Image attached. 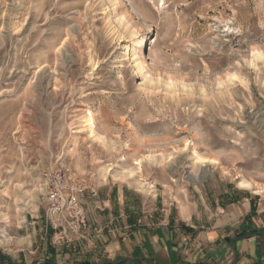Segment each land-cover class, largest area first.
<instances>
[{
  "label": "rangeland",
  "instance_id": "rangeland-1",
  "mask_svg": "<svg viewBox=\"0 0 264 264\" xmlns=\"http://www.w3.org/2000/svg\"><path fill=\"white\" fill-rule=\"evenodd\" d=\"M54 167L84 208L131 193L204 226L236 194L257 209L236 178L264 187V0H0V264L54 251Z\"/></svg>",
  "mask_w": 264,
  "mask_h": 264
},
{
  "label": "crops",
  "instance_id": "crops-1",
  "mask_svg": "<svg viewBox=\"0 0 264 264\" xmlns=\"http://www.w3.org/2000/svg\"><path fill=\"white\" fill-rule=\"evenodd\" d=\"M123 195L84 208L90 230L75 251L52 247L35 264H264V203L252 212L236 194L204 226L192 207L170 218L169 209L131 206L133 194Z\"/></svg>",
  "mask_w": 264,
  "mask_h": 264
},
{
  "label": "built area",
  "instance_id": "built-area-1",
  "mask_svg": "<svg viewBox=\"0 0 264 264\" xmlns=\"http://www.w3.org/2000/svg\"><path fill=\"white\" fill-rule=\"evenodd\" d=\"M84 192L62 168L47 173L43 207L46 233L52 231L50 246L75 251V244L87 237L90 224L82 203Z\"/></svg>",
  "mask_w": 264,
  "mask_h": 264
},
{
  "label": "bare ground",
  "instance_id": "bare-ground-1",
  "mask_svg": "<svg viewBox=\"0 0 264 264\" xmlns=\"http://www.w3.org/2000/svg\"><path fill=\"white\" fill-rule=\"evenodd\" d=\"M162 1V0H161ZM258 57H260V54H256L255 55V58L258 59ZM231 79L234 78V76H231L230 77ZM262 114L259 115V119L262 120L263 118L260 117ZM85 120H84V123H86L87 127L89 128L90 131H92V128L94 126V120H93V117L91 115L90 112H87L86 115H85ZM259 126L262 125V121H260L259 123ZM195 160L201 164H204L206 162H211L212 164H217L216 161H213V160H206L205 158L199 156L198 154L195 153ZM226 171V170H225ZM213 171H209L208 173H212ZM138 174V173H137ZM225 175H229L228 172H225ZM120 179L122 180H125L127 181L128 183L130 182H133L138 188H140L141 190H146V186L147 184L143 182V180L141 179H138L136 177V173L131 171V172H128L127 174H123V176L121 175L120 176ZM237 180V188L241 189V190H245V191H249L251 194H256V195H261V196H264V187L259 185L258 183L254 182L253 180H250V179H245L243 177H238L236 178ZM235 180V181H236ZM0 243H3V241L0 240Z\"/></svg>",
  "mask_w": 264,
  "mask_h": 264
},
{
  "label": "trees",
  "instance_id": "trees-1",
  "mask_svg": "<svg viewBox=\"0 0 264 264\" xmlns=\"http://www.w3.org/2000/svg\"><path fill=\"white\" fill-rule=\"evenodd\" d=\"M251 210H254V209L251 207ZM47 233H48V237H50L52 235V231H50V230H48ZM10 264H12V263H10Z\"/></svg>",
  "mask_w": 264,
  "mask_h": 264
}]
</instances>
